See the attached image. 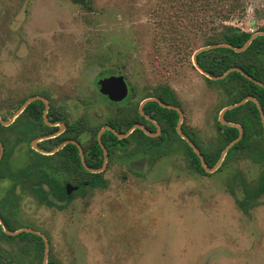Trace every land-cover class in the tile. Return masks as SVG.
Here are the masks:
<instances>
[{"label": "rangeland", "instance_id": "1", "mask_svg": "<svg viewBox=\"0 0 264 264\" xmlns=\"http://www.w3.org/2000/svg\"><path fill=\"white\" fill-rule=\"evenodd\" d=\"M169 1L0 0V120L13 121L21 101L45 94L68 123L80 118L92 134L123 116L117 110L125 101L108 104L94 89L93 81L111 70L126 77L132 109L167 88L184 130L202 151H216V122L228 99L192 61L216 23L207 16L198 28L195 17L187 20L190 33L161 37ZM230 24L251 33L264 28V0H249L245 16ZM0 136L11 138L7 130ZM172 140L158 158L132 142L116 149L105 188L76 193L56 212L21 193L18 212L7 218L13 228L42 235L46 261L54 264H264V196L253 204L246 199V211L235 201L243 187L256 185L264 160L224 157L217 170L201 174ZM22 155L12 156L14 167H21ZM43 259L29 244L0 243V264Z\"/></svg>", "mask_w": 264, "mask_h": 264}, {"label": "trees", "instance_id": "2", "mask_svg": "<svg viewBox=\"0 0 264 264\" xmlns=\"http://www.w3.org/2000/svg\"><path fill=\"white\" fill-rule=\"evenodd\" d=\"M75 3L87 6L86 0H72ZM171 10L165 14L166 18L158 34L161 37L169 36L170 40H175L178 36H184L190 33L188 29L191 26L190 20L192 18H198L195 22V26L202 28L206 24L202 18L211 16L212 20L216 23L213 28L214 32L209 31L208 37L204 41V46L212 45H227L232 48H241L245 45L248 39L251 37V32H245L230 24L231 20H240L246 14L247 4L249 0H170ZM169 1V2H170ZM168 9V8H167ZM258 12V9L255 10ZM201 18V19H200ZM201 30V29H200ZM200 32V31H199ZM263 32L264 28H259L255 33ZM202 34V33H201ZM230 47H216L209 50H205L196 56L197 65L210 76H220L230 68H238L252 77L254 80L264 84V36L258 35L252 39L249 46L242 52L237 53ZM115 73L113 71L104 72L103 75ZM209 84H216L221 89L222 93L227 97L228 103H224L221 108L228 104H235L243 100L245 97H253L264 116V88L245 78L238 72H230L221 80H208ZM150 97L144 96V98ZM156 97L162 102L175 105L172 92L167 88H161L156 93ZM41 105V104H40ZM30 107V106H29ZM29 107L27 113H29ZM42 109V105H41ZM246 109V119L241 116L242 110ZM143 112L151 116L153 120L161 125V133L156 138L147 137L139 129L133 131L128 139L123 141H117V138L110 132H105L102 135V143L108 149V155L114 153L116 146L119 144L121 147H126L130 141H133L136 148L144 150L145 152L154 153L155 157H160L165 154L166 147L170 146L173 142L172 137L177 138V142L182 146L186 153L188 160V166L193 167L197 172L205 174L201 163L196 154L191 150L187 143L180 139L176 132L175 126L178 120V114L174 110L163 108L155 102H148L144 105ZM241 116V117H240ZM240 117V118H239ZM37 120H40V112L36 115ZM141 120L142 117L139 116ZM224 120L230 123L239 124L243 129L242 137L233 144L226 152L225 158L232 159L238 156L247 155L252 161L258 162L264 160V130L262 127L260 113L254 102H246L242 106L229 110L224 113ZM20 117L16 121L8 126L4 127L0 124V133L5 130H10L13 135V139L10 141L8 138L0 136V143L4 146L3 162L7 160L8 156L13 153L15 145H17L21 139L23 133L22 127L19 122ZM144 121V120H143ZM139 121L145 124V121ZM108 125L115 128L114 122H108ZM218 130L217 138V150L213 153H207L202 151L192 135L185 130L184 133L190 138V140L196 144V147L200 151L205 165L208 168H212L218 162L220 155L230 142L235 140L239 136V130L234 126L221 125L216 122ZM130 124L126 125L125 129L129 128ZM151 130H155V126L149 123L147 127ZM94 133V132H93ZM173 135V136H172ZM9 145V148H8ZM74 148L75 157L73 159V166H79L80 160L78 158L77 150L73 145H69ZM91 159L95 163L93 167H100L102 162V152L98 143L94 140L90 149ZM95 157L93 158V156ZM90 161H88L89 163ZM10 176L15 175L13 172ZM103 185H101L102 187ZM84 186H79L82 189ZM62 193V191H58ZM233 196L234 191L231 190ZM242 194L235 197L237 206L246 211V205H248V199L252 204L259 201V198L264 196V173L259 177L256 185L251 188H242ZM27 236V234H24ZM11 238V237H9ZM41 241L40 239H38ZM42 252V248L40 249ZM51 264V263H48Z\"/></svg>", "mask_w": 264, "mask_h": 264}, {"label": "flooded vegetation", "instance_id": "3", "mask_svg": "<svg viewBox=\"0 0 264 264\" xmlns=\"http://www.w3.org/2000/svg\"><path fill=\"white\" fill-rule=\"evenodd\" d=\"M104 72L106 73V71H102L101 75L93 81L96 94H99L106 102H108V104H112V105L115 104L118 105V103L125 101L124 102L125 108L122 110V112H120L119 109L117 110V113L123 114L122 117L115 119H110V118L107 119L105 123L102 126H100L97 130H95L94 133L92 132V134H90L88 132L89 130L86 128V124H85L86 122L84 120H80V118L75 121L73 120V122L71 123H68L65 116L62 115L63 112L61 110L60 111L55 110V108L52 107V104L48 103L49 101L48 96L45 94L31 95L29 99H27L26 101L25 100L21 101L20 105L17 108H15V112L17 113L18 110H20V108L26 102L33 99L21 110V112L17 116H15L16 118L8 125V126L12 125L16 121V119L20 117L19 122H20V126L22 127L21 129L23 130V133L19 135L21 136V139L19 143L15 145V149H13V153L10 154L7 160L4 162H3V157H4L5 148L0 143L1 146L3 147V153L0 159V219L2 221V223H0V243H5V241L16 240L18 243L27 244V245L29 244V246L39 249L40 259L43 258L44 242H43V238L41 237L42 235L39 236L38 234H35L36 232L33 231V228L31 227L13 228L12 222H10L11 219L7 218V216L9 215H15L16 211L18 212L19 201L20 199H22L21 193L25 194V196L31 199L34 204L45 205L47 208L51 209L52 212H56L59 209L61 203H67L73 201L76 193H78L79 195H83L84 192L89 189L94 190V189L105 188V186L107 185V181L106 178L103 176V174L107 170L108 162L115 155L116 150H114L115 151L114 153L111 152V154L108 155L109 154L108 149L102 143V135L105 132H110L117 138V141H123L128 139V137L133 133L134 130L139 129V128H134L135 126H141L146 130L148 134L153 135V136H148L141 129H139L147 137L156 138L158 135H160L161 125L157 123L155 120H153L151 116L146 115L144 112L142 114L139 113V106L141 102L145 99L155 98L165 105L179 109V104L176 102L174 97L172 98L176 103L175 105L164 103L159 98L156 97V93H158L157 91L164 87H159L156 92L154 91L153 93H150L149 94L150 97L147 98L143 97L139 102H137L135 109H132L131 106L128 105V103L131 102V99L133 97V92L126 80V77L120 72L103 75ZM114 76L123 77L125 84L127 86V95L123 99H120L119 101L109 100L106 96L100 94L96 90V83L98 80L102 78L114 77ZM150 102H155V101H150ZM254 103L256 104L257 109L259 110L260 113L261 109L257 101L255 100ZM40 104L42 105V109ZM229 105L232 104H228L227 106ZM120 106H118V108ZM28 107L30 110L29 113H27L26 111ZM223 108H221V110ZM39 112H40V120H37L36 115H38ZM175 112L177 113V111ZM246 113L247 110L243 109L241 116L243 115L245 119H246ZM139 116L143 118L145 124L139 122V121H143L139 118ZM182 118H183V113H182ZM178 119H179V114H178ZM260 119L262 123L261 114H260ZM108 122H114L116 127L113 128L109 126ZM149 123L155 126V130H151L147 128L149 126ZM128 124H130L129 128L124 130L126 125ZM231 124H234L242 129V127L239 124H235V123H231ZM8 126H4V127H8ZM157 126L159 128L158 131H157ZM104 127H109L115 133L120 135H125L127 132H129L130 130L131 131L125 137L119 138L112 131L106 130L102 132L100 137L98 138V132ZM179 127L181 132L196 147V144H194L190 140V138L184 133L183 131L184 128L182 127L181 123ZM7 132L10 133L11 138L8 139H10L11 141L13 139L12 132L10 130H7ZM175 132H176V126H175ZM189 134L192 135L191 133ZM242 134H243V129H242ZM88 140L89 142L86 143ZM94 140L98 143L99 146H100L99 143H101L106 150V162L104 163V153L100 146L102 152L101 153L102 162L100 167L92 166L95 163L92 161L91 154L89 151L91 149V144L93 143ZM130 142L133 143V141ZM69 145H73L77 150L78 158L80 160L79 166L76 167L73 166V159L75 157L74 148L70 147ZM126 147L123 148L121 147V145L118 144L116 146V149L117 150L125 149ZM196 149L198 150L197 147ZM20 153L23 154L22 156L24 158L22 165L21 167L19 166L14 167L13 163L11 162L12 156ZM94 157L95 155L93 156V158ZM88 161L90 162L88 163ZM11 172H13L15 175L18 174L19 176H10L9 174ZM81 185L84 187L82 189H79V186ZM101 185L103 186L101 187ZM58 191H62V193H59ZM4 228L10 232L18 231V233L13 236L8 235L4 232ZM24 229H29L35 233L21 231ZM24 234H27V236H25ZM38 239H40L41 241H39ZM41 248H42V252L40 250ZM48 263L54 264L53 262L50 261L46 262V264Z\"/></svg>", "mask_w": 264, "mask_h": 264}, {"label": "water", "instance_id": "4", "mask_svg": "<svg viewBox=\"0 0 264 264\" xmlns=\"http://www.w3.org/2000/svg\"><path fill=\"white\" fill-rule=\"evenodd\" d=\"M258 35H263L264 36V33L262 32H258V33H254L251 35V37L248 39V41L245 43V45L241 48H232L231 46H227V45H212V46H206V47H202V48H199L198 50H196L194 53H193V57H192V61H193V64H194V67L205 77H207L209 80H214V81H217V80H221L223 79L225 76H227V74H229L230 72H238L240 73L242 76H244L245 78L251 80L252 82H254L255 84L259 85V86H262L264 88V84H262L261 82H258L256 80H254L252 77H250L249 75H247L245 72H243L242 70L238 69V68H230L228 69L226 72H224L222 75L220 76H217V77H214V76H210L209 74H207L205 71H203L196 63V56L205 51V50H209V49H212V48H216V47H230L232 48L235 52L237 53H240L242 51H244L250 44V42L252 41L253 38H255L256 36ZM96 90L106 96L109 100H112V101H119L120 99H123L126 95H127V86L125 84V81L123 79V77L121 76H118V77H106V78H102L100 80L97 81L96 83ZM33 100V99H31ZM29 100L28 102H26L21 108L20 110H18V112L16 113L15 116H17L21 110L31 101ZM150 101H155L157 103H159L162 107L164 108H168V109H172V110H175L177 111V113L179 114V119H178V122H177V125H176V132L178 134V136L184 140L187 145L191 148V150L196 154V156L198 157L200 163H201V166L204 170V172L206 173H212L214 172L215 170H217V168L220 166L221 162L223 161L225 155H226V152L230 149V147L235 144L237 141H239V139L241 138L242 136V129L234 124H231V123H228V122H225L224 119H223V114L230 110V109H234V108H237L241 105H243L245 102L247 101H253L255 102L254 98L252 97H245L243 100H241L240 102L236 103V104H232V105H229L225 108H223L219 114V118H218V122L222 125H228V126H236L239 130V136L233 140L232 142H230L228 145L225 146V148L223 149L221 155H220V158L218 160V162L215 164V166H213L212 168H208L206 165H205V162L203 160V157L201 155V153L196 149V147L189 141V139L181 132L180 130V123H181V120H182V112L177 109V108H174L172 106H168V105H165L163 103H161L158 99H155V98H148V99H145L141 102L140 106H139V113L142 114L143 111V106L147 103V102H150ZM260 114H261V118H262V125H263V128H264V118H263V115H262V112L260 110ZM12 121H2L0 120V124L2 126H8ZM134 128H139L141 129L144 133H146L148 136H153L151 134H148L146 132V130L144 128H142L141 126H135ZM106 130H110L112 131L116 136H118L119 138H122V137H125L129 132H127L125 135H120V134H117L115 133L111 128L109 127H104L102 128L99 132H98V138L100 137L101 133L106 131ZM159 130L158 126H157V131ZM102 150H103V153H104V163L106 162V150H105V147L99 143ZM2 153H3V147L1 146L0 144V159H1V156H2ZM0 223H2L1 219H0ZM21 231H26V232H32V233H35L29 229H24V230H21ZM4 232L8 235H16L18 233L17 232H10L8 231L7 229L4 228ZM35 234H38V233H35ZM39 236H41L40 234H38ZM43 238V242H44V263L43 264H46V259H47V248H48V244H47V241L45 240V238L43 236H41Z\"/></svg>", "mask_w": 264, "mask_h": 264}]
</instances>
